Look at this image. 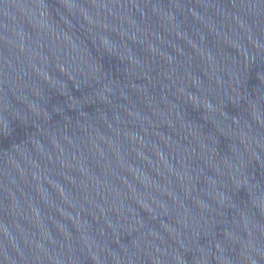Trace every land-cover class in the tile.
I'll return each instance as SVG.
<instances>
[{
	"label": "water",
	"instance_id": "water-1",
	"mask_svg": "<svg viewBox=\"0 0 264 264\" xmlns=\"http://www.w3.org/2000/svg\"><path fill=\"white\" fill-rule=\"evenodd\" d=\"M0 264H264V0H0Z\"/></svg>",
	"mask_w": 264,
	"mask_h": 264
}]
</instances>
